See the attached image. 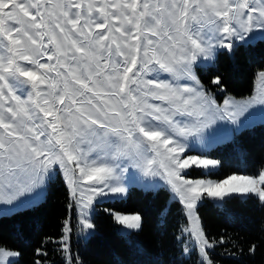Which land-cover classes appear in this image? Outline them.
Masks as SVG:
<instances>
[{"label":"snow or ice","instance_id":"snow-or-ice-1","mask_svg":"<svg viewBox=\"0 0 264 264\" xmlns=\"http://www.w3.org/2000/svg\"><path fill=\"white\" fill-rule=\"evenodd\" d=\"M256 39L264 40V0H0V204L15 211L35 202L60 170L79 205L81 230L94 229L86 210L98 196H125L121 177L138 168L170 186L191 221L185 231L198 245L199 264H213L208 249L216 242L200 227L198 202L254 196L264 204V170L220 181L186 178L190 169L220 166L189 154L187 143L195 138L203 151L201 133L220 109L196 87L160 74L199 85L198 61ZM258 77L264 83V70ZM212 82L219 86L221 78ZM246 103L264 105V88ZM234 107L224 101L233 124L240 114ZM111 214L125 229L142 228L139 214ZM71 231L66 220L56 241L65 252ZM35 254L34 264H46L43 247ZM20 256L0 247V264Z\"/></svg>","mask_w":264,"mask_h":264},{"label":"trees","instance_id":"trees-1","mask_svg":"<svg viewBox=\"0 0 264 264\" xmlns=\"http://www.w3.org/2000/svg\"><path fill=\"white\" fill-rule=\"evenodd\" d=\"M262 70L264 40H258L236 44L230 54L219 51L211 66L197 69V77L205 89L220 90L219 99L223 95L240 98L252 94L255 75ZM217 76L221 78L219 86L212 82ZM210 155L221 162L211 173L212 180L256 175L264 170V123L241 130ZM195 174L199 175L192 171L189 176L194 178ZM111 213L139 214L142 228L123 236ZM196 215L205 235L216 242L208 249L213 264H264V204L258 198L234 196L226 198L221 206L204 198ZM66 220L72 229L67 252L63 244L56 243L64 235ZM73 220L69 190L57 177L48 182L43 201L0 216V247L19 251L17 264H34L39 259L35 250L40 247L48 253L43 258L46 264H199L197 250L185 232L184 209L164 189L142 191L132 187L124 199L95 204L91 217L94 229L86 240L72 234ZM221 238L224 243H219ZM251 244L257 245L254 254L248 252ZM184 247L189 249L187 254Z\"/></svg>","mask_w":264,"mask_h":264},{"label":"rangeland","instance_id":"rangeland-1","mask_svg":"<svg viewBox=\"0 0 264 264\" xmlns=\"http://www.w3.org/2000/svg\"><path fill=\"white\" fill-rule=\"evenodd\" d=\"M258 40H260V39H256L254 42H252L250 44H254ZM236 44H244V43L243 42H236ZM244 45H247V44H244ZM221 51H224V50H221ZM213 62L198 61L197 65L194 66V71L196 73V76H197V69L198 68L205 69V68L211 66L213 64ZM259 72L260 71H258L255 75L254 87H253V91H252L251 95L246 96V97H240V98L233 97L230 95H223L222 99H219L218 95H217L221 92L220 90H218V91L216 90V92H215L212 90L205 89L201 85V83H199V85H196L191 80H185V79L173 80V78L166 73L160 74V77L162 79L167 78L174 85L182 86V85L187 84L188 86L196 87L198 91H202L203 93H205L206 96L210 100L215 101V106L220 109V111L216 112V114H215L216 118H215L214 122L212 123L211 127L205 129L201 133V136L204 138V145H205L203 151H201L200 142L197 140L195 143H193L195 138L190 137L187 141V143L189 145H191V147L189 149V154H191V155H203V156H206L208 158L213 159L211 157L210 153L214 148L232 140L234 138V136L237 133H239L241 130L253 127L254 125H257V124L264 123V105L259 104V103H252V104L246 103L253 96L257 95V93L262 88H264V83H262L258 77ZM153 75H155V73L150 74L147 78H151ZM225 100L231 101L233 103V105L235 106L233 109H230V111L235 110V111H238L240 113L236 117L237 122L235 124H233L231 122V120H229L227 118V115L223 112ZM150 102L162 103L160 101H150ZM221 116H224V118L221 119L220 118ZM176 119L181 120L185 123L193 122V118H190V117L177 116ZM218 168L219 167H217L216 169H212L211 171H207V170H203V169H190V170H188L189 175L192 173V171H197L199 173V175L195 174L194 178H192L188 175L186 178H189V179H211V177H210L211 173L218 170ZM259 172L256 175H251V176H257L259 174ZM246 176H248V175H246ZM57 177H60L63 180V182L67 185L62 171L57 170L55 172L54 176L52 177V179H50V180L56 179ZM50 180H48L45 183V185L42 186V188L37 190L40 193V195L35 200V202L29 203L23 207H20V208L16 209L15 211H19V210H22L25 208H30L32 206L37 205L41 201H43L44 197H45V193H46V187H47V184ZM121 180L125 184V186L127 187L128 191L132 187H135V188L140 189L142 191H157L159 189H164L169 193L171 200L179 201L178 197H176L175 194L171 191L170 186L167 185L165 180L159 174L158 175H145L143 173V171H141L140 169L134 168V167H129L127 169V171L123 173ZM82 187L85 189V196L89 195V193L86 191V189L89 187V185H82ZM67 188H68V186H67ZM68 190H69V188H68ZM69 193H70V190H69ZM78 195H79V193H78ZM126 195L122 196V197H114L112 195L96 197L95 201L92 205V208L90 210H86L87 214H88V218L91 221V217H92V214L94 212L95 204L100 203L102 201H107V200L124 199L126 197ZM70 196H71V193H70ZM205 198H207V197H205ZM71 199H72V203H73V216H74V220H73V226L74 227H73V233L72 234L77 239L86 240L87 237H89L92 234L93 229L83 230V231L81 230L82 225H80V223H79V221H80V215H79L80 208L72 196H71ZM207 199H209L210 201H212L214 204H216L218 206H221L223 203V202L215 201L211 198H207ZM201 202H198V204H200ZM198 204H197V206H198ZM9 207H11V206L0 204V209H5V212H0V216L1 215H9V214L15 212V211H7V209ZM182 207H183V205H182ZM184 212H185V210H184ZM126 215H131V214H126ZM185 216L187 219L186 229H188L191 227V221L188 219L186 212H185ZM116 224H117L118 233H120L123 236H128L132 232L136 231V230L125 229L124 226L119 225L118 223H116ZM185 232H186V234L190 235V233L188 231H185ZM69 234L70 233L67 234L68 237H69ZM190 242L193 245V247H195V249L197 250L199 261H200L201 256H200V253L198 250V245L196 244L195 239L191 235H190ZM67 243H68V240H67Z\"/></svg>","mask_w":264,"mask_h":264}]
</instances>
